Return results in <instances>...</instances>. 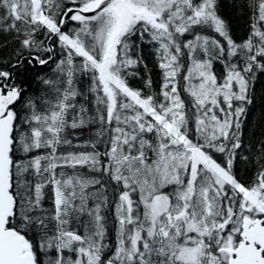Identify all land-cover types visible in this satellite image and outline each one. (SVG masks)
Masks as SVG:
<instances>
[{
  "label": "snow or ice",
  "instance_id": "snow-or-ice-1",
  "mask_svg": "<svg viewBox=\"0 0 264 264\" xmlns=\"http://www.w3.org/2000/svg\"><path fill=\"white\" fill-rule=\"evenodd\" d=\"M232 11L0 0V264H264V0Z\"/></svg>",
  "mask_w": 264,
  "mask_h": 264
},
{
  "label": "trees",
  "instance_id": "trees-1",
  "mask_svg": "<svg viewBox=\"0 0 264 264\" xmlns=\"http://www.w3.org/2000/svg\"><path fill=\"white\" fill-rule=\"evenodd\" d=\"M235 0H221V11L228 14L232 27L237 36H243L246 32L247 18L241 12H233L232 6ZM243 175V173H241Z\"/></svg>",
  "mask_w": 264,
  "mask_h": 264
}]
</instances>
